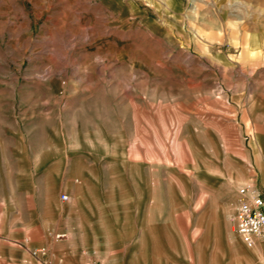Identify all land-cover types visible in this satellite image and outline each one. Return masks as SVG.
Segmentation results:
<instances>
[{
  "label": "rangeland",
  "instance_id": "obj_1",
  "mask_svg": "<svg viewBox=\"0 0 264 264\" xmlns=\"http://www.w3.org/2000/svg\"><path fill=\"white\" fill-rule=\"evenodd\" d=\"M244 186L264 0H0V264H264Z\"/></svg>",
  "mask_w": 264,
  "mask_h": 264
},
{
  "label": "built area",
  "instance_id": "obj_2",
  "mask_svg": "<svg viewBox=\"0 0 264 264\" xmlns=\"http://www.w3.org/2000/svg\"><path fill=\"white\" fill-rule=\"evenodd\" d=\"M237 194L234 232L241 243L250 248L257 241L264 242V199L249 186L240 187ZM61 200H66V196L62 195ZM31 254L41 256L44 254V249H37Z\"/></svg>",
  "mask_w": 264,
  "mask_h": 264
},
{
  "label": "crops",
  "instance_id": "obj_3",
  "mask_svg": "<svg viewBox=\"0 0 264 264\" xmlns=\"http://www.w3.org/2000/svg\"><path fill=\"white\" fill-rule=\"evenodd\" d=\"M240 242H241V241H240ZM257 242H258V241H257ZM257 242H256V243H257ZM256 243H255V244H256Z\"/></svg>",
  "mask_w": 264,
  "mask_h": 264
}]
</instances>
